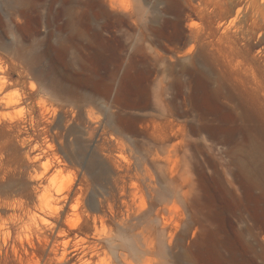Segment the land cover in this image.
Listing matches in <instances>:
<instances>
[{
    "label": "rangeland",
    "instance_id": "1",
    "mask_svg": "<svg viewBox=\"0 0 264 264\" xmlns=\"http://www.w3.org/2000/svg\"><path fill=\"white\" fill-rule=\"evenodd\" d=\"M48 240L264 264V0H0V264Z\"/></svg>",
    "mask_w": 264,
    "mask_h": 264
},
{
    "label": "bare ground",
    "instance_id": "2",
    "mask_svg": "<svg viewBox=\"0 0 264 264\" xmlns=\"http://www.w3.org/2000/svg\"><path fill=\"white\" fill-rule=\"evenodd\" d=\"M102 90L105 94L109 95L112 92V87L109 85H105L102 87ZM60 241V240H59ZM42 244V243H41ZM59 243L46 242V245H35L32 248L27 249V252L31 255H35L37 257H46L50 260L51 264H68L69 255L67 252L69 243L66 241L63 243V247L60 246Z\"/></svg>",
    "mask_w": 264,
    "mask_h": 264
},
{
    "label": "water",
    "instance_id": "3",
    "mask_svg": "<svg viewBox=\"0 0 264 264\" xmlns=\"http://www.w3.org/2000/svg\"><path fill=\"white\" fill-rule=\"evenodd\" d=\"M112 98V96L110 95L109 97H108V99H111Z\"/></svg>",
    "mask_w": 264,
    "mask_h": 264
}]
</instances>
